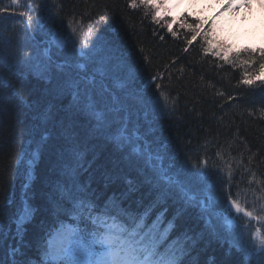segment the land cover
Returning a JSON list of instances; mask_svg holds the SVG:
<instances>
[{"label":"trees","instance_id":"obj_1","mask_svg":"<svg viewBox=\"0 0 264 264\" xmlns=\"http://www.w3.org/2000/svg\"><path fill=\"white\" fill-rule=\"evenodd\" d=\"M39 2L36 8L34 0H19L18 5L0 0V8H7L0 12V201L11 200L0 209V261L11 264L10 247L16 246L26 264L41 262L55 220L49 194L62 166L74 162L69 151L73 144L83 153L78 179L98 202L114 199L125 208L143 211L157 198L143 162L106 135L93 134L95 121L74 106L70 93L56 91L64 72L81 71L75 68L79 37L72 27H83L87 33L91 26L89 42L97 46L96 61L106 69L103 77H93L94 68L89 71V78L98 82L93 99L108 112H113V102L127 110L116 117L113 128L127 120L131 136L136 131L141 144L158 150L166 164L185 173L194 171L197 161H209L213 209L187 207L179 194H173L152 209L150 221L160 216L172 223L168 239H179L175 246L183 247L184 256L189 253L183 264H256L230 253L220 237L226 232L223 219L211 218L231 202L230 195L248 211L264 207V86L240 83L246 73L254 79L264 70L260 50H221L215 55L214 40L200 33L194 20H181L167 30L168 23L149 21L152 7L140 0L135 8L131 0ZM29 17L40 19V30L26 29ZM32 39L44 42V48L51 45L53 61L40 56ZM59 39L65 40L66 50L57 44ZM101 80L103 96L98 94ZM42 113L49 114L46 123L40 119ZM26 130L34 141L43 136L47 140L31 182L30 203L38 211L17 235L12 218L27 181L16 165V154Z\"/></svg>","mask_w":264,"mask_h":264},{"label":"snow or ice","instance_id":"obj_2","mask_svg":"<svg viewBox=\"0 0 264 264\" xmlns=\"http://www.w3.org/2000/svg\"><path fill=\"white\" fill-rule=\"evenodd\" d=\"M140 2L145 6L157 7L152 0H140ZM13 3L18 5L19 0H13ZM34 4L36 8L40 7L39 0H34ZM131 7H137V0H131ZM0 12H7V8H0ZM34 25L35 28H33ZM26 29L29 32L40 30V19L29 17L26 21ZM89 29L85 33L83 27H72V34L79 37L75 68L81 71L64 72L63 77L58 78L56 91L61 95L70 93L74 106L86 117L95 121L93 134L106 135L116 146L129 149L132 157L143 162L144 167L149 170L147 179L156 190L157 198L143 211L125 208L114 199L104 203L98 202L95 193L78 179L77 168L80 167L79 161L83 153L79 150L78 144H73L69 151L74 162L62 166L60 178L54 182L52 192L49 194L48 203L55 220L52 231L49 233L44 264H181V257L184 255L183 247L173 245L166 252L159 250L161 241L173 227L172 223H169L168 228L161 232L160 216H157L151 224L147 221L152 209L173 194H179L187 207L199 208L202 212L209 211L212 202L211 196L208 195L210 191L207 169L209 161L208 159L197 161L192 164L194 171L185 173L173 164H166V158L158 150H152L148 144H141L139 137L134 140L122 124L113 128L116 117L120 113L116 110L108 112L99 108L93 99L98 82L95 78H89V71L94 68L93 77L96 73L103 77L106 69L96 61L97 46L89 42L88 37L92 36L91 26ZM68 40L75 47L72 38L68 37ZM57 44L64 47L65 40L59 39ZM258 60L264 61V50H260ZM255 62L257 61H253ZM28 66L31 67L30 64ZM72 67L67 65L68 69ZM131 75L134 73H130ZM258 79L259 84L246 73L240 83L250 88L264 86V77H258ZM103 92L104 85L101 80L98 94L103 96ZM164 99L167 100V97ZM155 104L159 108L158 99ZM40 119L46 123L49 114L42 113ZM22 135V147L16 154V165L23 170L27 182L24 184L25 198L12 218L17 235L22 234L25 225L32 222L38 211L30 203L31 182L35 179L34 171L40 160L42 147L47 140V136H43L39 141H34L31 132L27 130ZM66 136L70 138V133L66 132ZM34 142L35 150L32 149ZM230 168L231 165H229ZM228 176L231 179V171ZM229 199L231 208H234L237 213H243V216L249 220L253 218L254 213L264 212V207H254L252 211H248L237 200L231 199V195ZM10 203L11 200L5 198L4 201H0V209L7 207ZM61 217H67L72 223H67ZM233 223L234 221H229L230 225ZM251 236L252 243L241 247L240 251L248 258L255 256L258 264H262L264 235H261L260 230L257 229L255 233H251ZM9 254L12 257L11 264H26V261L19 258L23 255L20 247L11 246ZM0 264H3V261H0Z\"/></svg>","mask_w":264,"mask_h":264},{"label":"rangeland","instance_id":"obj_3","mask_svg":"<svg viewBox=\"0 0 264 264\" xmlns=\"http://www.w3.org/2000/svg\"><path fill=\"white\" fill-rule=\"evenodd\" d=\"M152 3L157 7H152L148 19L154 24L161 23L160 21L174 24L183 17H189L197 20L202 27L208 25L205 29L208 31L209 39L219 44L215 55L221 50L226 52L231 49H264L262 38L264 36V0H152ZM166 28L169 30L168 25ZM32 42L33 46L40 48V56L46 54L47 48H44V43L34 39ZM61 49L66 50L63 47ZM221 213L225 217L224 223L232 237V242L236 240L235 243L240 247L250 245L251 233L255 231L242 230L243 225L242 229H237L233 218L234 213L237 212L231 208V204ZM251 220L257 229L263 223L260 220L256 222V218ZM229 221L234 223L230 225ZM245 223L242 218L241 224ZM261 235H264V232H261Z\"/></svg>","mask_w":264,"mask_h":264},{"label":"bare ground","instance_id":"obj_4","mask_svg":"<svg viewBox=\"0 0 264 264\" xmlns=\"http://www.w3.org/2000/svg\"><path fill=\"white\" fill-rule=\"evenodd\" d=\"M262 38L264 39V36H262Z\"/></svg>","mask_w":264,"mask_h":264}]
</instances>
